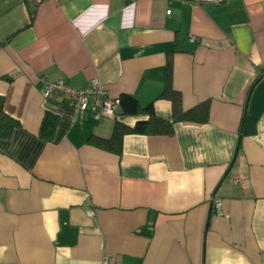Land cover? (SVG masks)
Here are the masks:
<instances>
[{"label":"crops","instance_id":"obj_1","mask_svg":"<svg viewBox=\"0 0 264 264\" xmlns=\"http://www.w3.org/2000/svg\"><path fill=\"white\" fill-rule=\"evenodd\" d=\"M93 79L207 120L109 150L148 115L46 93ZM0 95V264H264V0H0Z\"/></svg>","mask_w":264,"mask_h":264},{"label":"trees","instance_id":"obj_2","mask_svg":"<svg viewBox=\"0 0 264 264\" xmlns=\"http://www.w3.org/2000/svg\"><path fill=\"white\" fill-rule=\"evenodd\" d=\"M166 87L167 88L165 90L168 91L170 86L166 84ZM119 99L120 106L115 117L119 118V112L121 115H136L138 113H145L148 115V119L137 121L132 127L125 125L117 119L110 137L101 138L91 136V139H93L96 144L115 152L121 151L122 137L126 133H169L173 130L174 122H204L207 120V109L204 104L202 106L184 111L181 108L180 97L175 93L171 95L173 104V113L171 120H166L160 116H157L154 113L153 106L151 104L141 106L137 99L131 95L122 94ZM52 119H54L53 116H50L48 114L44 115L40 128L41 134L45 129H47L46 124H48ZM17 124L18 121L4 110V97L0 95V138L8 137Z\"/></svg>","mask_w":264,"mask_h":264},{"label":"built area","instance_id":"obj_3","mask_svg":"<svg viewBox=\"0 0 264 264\" xmlns=\"http://www.w3.org/2000/svg\"><path fill=\"white\" fill-rule=\"evenodd\" d=\"M32 4L38 5L42 0H29ZM208 2H221L223 0H205ZM170 10H167L169 13ZM58 89L62 96L69 100H75L78 104V109L80 112L90 109L94 114L99 117H115L117 110L120 106V99L117 97H111L100 83L93 79L89 86L84 88H76L65 84L61 80H56L53 82H48V89L46 93L50 90ZM235 180L234 182H238ZM213 204L218 210L220 206V201L215 198L213 199Z\"/></svg>","mask_w":264,"mask_h":264}]
</instances>
